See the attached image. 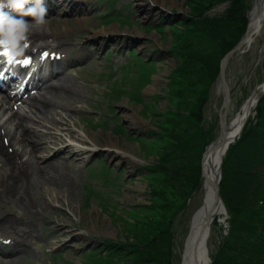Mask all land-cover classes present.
Wrapping results in <instances>:
<instances>
[{
  "label": "rangeland",
  "instance_id": "1",
  "mask_svg": "<svg viewBox=\"0 0 264 264\" xmlns=\"http://www.w3.org/2000/svg\"><path fill=\"white\" fill-rule=\"evenodd\" d=\"M165 3L171 4V2L169 1ZM183 4L180 0H177L176 3L171 4L174 5L171 7L185 10L183 8L185 5L183 6ZM186 6L190 5L187 3ZM144 20H146L145 17ZM152 23L153 22L150 20L149 23L146 24ZM155 23H157V21ZM63 24H67L70 27H74L76 25V20L71 19L68 21H61L60 25L62 26ZM146 24H141V26H145ZM111 25H113L117 32L120 30L126 31V26L122 27L120 25ZM108 28L111 29L110 25L108 26ZM142 29L138 28L137 25L134 24L130 30L134 32V34L139 35L141 37L140 41L136 44L137 49H140L141 45L144 46V44H146L147 47L143 49L142 54L144 55V57L152 56V58L155 59L158 57V54L156 50H152L154 48V46L151 45L153 39H158V43L162 49H166L167 44L163 40H160V38L157 37L155 32L149 35L150 32L144 33L145 30L143 29L144 31H142ZM73 30L74 29H72V31H70L69 33L72 34ZM79 30L81 32L86 31L83 30L81 27H79ZM139 31L141 33H139ZM147 34L149 35V38L147 37ZM256 39L257 40H255L254 44L250 48H248V52L246 51V53L242 54L241 59L234 66L235 71L233 72V75H230L232 74L231 67L228 66V79L233 92L231 100L232 108L230 113L228 114L229 117L235 114V112L239 109L241 103L243 104L244 99L247 97V95L249 96L251 94L255 83H264V34L260 35ZM109 50L110 53L114 55V57L112 55L110 60L108 56L105 58L106 61L113 63L110 67H106V65H110V63L108 64L104 61L103 57L105 55H102V52L100 51L97 54L98 59L96 63H93L92 66H89L87 64L84 68H80L79 72L70 75L73 77L70 79L69 82L70 89L67 91H61L57 95V107L55 109H52L53 114H49L47 120L44 121L43 124L47 127L42 128L46 131H49V127L51 128L58 124L56 121L58 119L57 115L59 112V116L65 115L70 117L71 115H75V110H73V108H76L77 106H85L88 103L89 104L86 107H90L92 105L91 102H93V99L96 98V94L99 92L100 94H97V100L100 103L101 113L107 115L106 123L104 122V124H108V127H105L106 125H104L102 121H96L97 124L94 125V123H92L89 118H85L84 120L82 118L83 115H79L78 124L81 126L80 128L86 129L92 126V130H96V136L103 138L112 137L116 141L120 142V145L122 147L128 148L132 153L141 155V151L138 145L136 144V141L129 139L128 137H124V134L123 136L117 134L115 132L114 126L116 123L121 122L126 117H128L129 114H131V110L135 113H142L144 110L143 104L138 103L135 100H131L128 95H122L123 97H121V99L118 101L114 102L112 100L108 102V92L111 90V87L114 85V83L116 82L115 84H118L116 86H119L121 89L124 88L123 90H130L131 88H133V83L135 81L132 79V77L136 75L137 72L130 70L125 72L127 69L133 68V64L127 65L128 55L126 52H124V54H121L120 52H122L123 50H117L116 48H110ZM106 51H108V48L106 49ZM165 57L166 55L164 54L162 59H165ZM100 58L102 61L101 63H98V60ZM258 60L259 64H257ZM173 65L174 62L171 59L165 62V64L161 68L160 73L156 74L157 76L154 78L153 83L149 85L148 93L161 95L162 88L164 89V91L167 92V90L165 89L167 75L169 74ZM122 66H125L124 69L121 68ZM101 68H104L105 70L103 71V73H108L112 71L111 75H105L104 77L98 75V73H100ZM125 74H128V78L126 80L124 79ZM217 89L218 85H214L212 89V97L209 99L210 101H208L205 107L206 111L203 107L200 108V115L204 116L205 121L201 120V118L199 120L197 119L193 127L189 129L188 133L185 134L183 137H180L176 141L179 142L178 145L175 147L176 150H184L190 155H200L202 153V148H198V150L195 151L196 131H198V126L205 128V124L209 121V118L211 116H215L217 112L219 116L223 102V94L222 91L220 92ZM254 92L252 96L254 95ZM126 101L128 102L126 103ZM110 102L113 103L114 107L116 108V111L112 113V115H110L107 111V107L109 106ZM175 102L177 105L180 104L178 98H175ZM167 105V101L164 98H159L156 103V107L160 112L164 111ZM123 107H125L124 112L126 111L128 113L126 117H124V113L118 112L121 111ZM126 109H129L130 111H127ZM117 115H120V120L117 118ZM147 119L148 117L146 116V119L144 120L146 121ZM126 121L130 132H133V130L135 129L131 130V127L135 128V123L129 117L126 118ZM141 131L145 133L144 128H142ZM259 131H264V126L260 128ZM209 133L210 129L204 132L203 135L207 137ZM40 138L42 142H49V139L51 141L55 139L54 137L48 136L47 132H41ZM261 139H264V136H262ZM164 145L165 144L161 142L159 146H157L156 151L149 150L148 154L150 156L164 155ZM250 145L251 143L244 144L241 149H238L234 153L233 161L231 159L232 166L234 165V168H237V173L232 171L230 173V178L232 177V179L236 180L237 186L239 188V184L241 182L243 185L252 183L257 188L264 185V162L260 163V159L258 158L263 147L262 145ZM26 151H28V149L24 150V152ZM47 153L48 151L37 152V154L40 156H44ZM120 154L121 155L118 156L122 157L123 152L121 151ZM28 157V154H26L25 159ZM116 157L117 155L113 153L108 159L105 160L108 163L115 164L117 165V167L120 168L121 166L119 165V161H117L118 159ZM145 158L146 157H143V159ZM165 160L172 163L174 162L173 156L171 155L166 157ZM125 166L126 171L122 176L126 178V180H129L134 178V172H137V169L141 167V164L134 165L132 163H125ZM96 168H99V165L96 166ZM258 169H260L262 173L259 172ZM3 173L4 170L0 169V203H3L4 205L3 210L5 219V226L2 229H11L16 233V235L19 237V246L23 247V251L15 259H11V257L3 258V260H0V264H69L66 261L67 258L80 260L81 255L74 256V253L70 252L69 249L65 250V253H63V257H57V261H53L51 258L49 252L51 248L59 246L60 242L68 244L67 242L62 240V236L57 237V234L54 232L52 227V224L55 222V220L63 222L67 218L66 214L68 213L64 210H61L62 206L58 204L63 205L64 207L62 208L68 209L73 214V216L85 215L84 224L86 226L91 227L90 221L93 220L92 224L98 225L97 229L101 230L103 228V225L109 228L106 223L108 221L105 215L106 210L102 205L99 204L100 199L98 198L95 199L94 197H92V205L87 204L88 195L87 190L85 188V184H91L96 191L100 192V194L103 196L102 198L107 197L110 192H113L116 195V198H124L125 195V192H123V194H121V191L119 193L117 192L116 189L118 188V184H114L113 181L110 180L106 185L103 181V176L92 177L85 172L73 174L71 171L68 170V165L66 161H62L61 166L59 168L54 167L51 169L50 173L56 175L55 179L49 176L50 179H53L52 181L47 182V179H44L46 180L45 182L42 179L36 178L37 180L28 184L26 187L19 184L13 189L12 183L3 177ZM194 173V169L182 168L180 170L179 174L182 178H184V182H186L185 191L189 188L190 184L192 183ZM166 174L170 175L171 173ZM111 176L113 177V180L114 177H116L114 173H112ZM142 180L144 181L145 179ZM102 183L105 185V187ZM156 183H159L158 192H152L151 197H148L146 191L147 185L142 182L144 186L139 189V192L144 196H141L142 198H138L135 197V194H132L130 198L128 197V201L132 203L143 204V206L137 208V211L132 220L124 222L132 224L122 226L121 224H119V222H116L112 227L114 232L113 230L112 232L109 230L111 233H106L105 231L107 235L116 233L114 235L116 236L118 233V236H121L122 238L127 239L129 241H146L148 233L155 232L157 230V226L154 222H160V220L163 219L168 224H171L173 222V228L176 227L178 224L181 226V233L179 235L181 242L184 240V237H187L190 226L189 229L183 233L184 221L187 218V214H190V222H192L193 214L195 213L196 209L199 206L198 204L200 203V196L197 195L195 199H192L193 203L190 204L188 212L185 209L181 212H177L175 216L172 215L173 213H171V211L166 214V211L165 209H163L162 205L168 203L169 198L164 195H170L175 197L178 195V190L177 187H175V184L167 185L158 181ZM136 192L137 191L135 190L134 193ZM158 194L159 197L157 196ZM195 195L196 194H194L193 196ZM202 199L203 196L201 198V203ZM153 210H156L157 212L155 213L153 212ZM123 227H127L132 232L130 234L128 232V235L131 236V238L125 235L126 232H122ZM62 229V227H58L57 231L60 230L59 232H61ZM220 230L221 229L219 228L214 229V227L212 226L211 234L208 239V247L210 254H214L216 248L219 247L218 245L220 242V235L222 234ZM57 240H59L60 242H56ZM181 245L182 243L180 244V246ZM179 249L180 247H176V258H178ZM258 254L261 256L260 250L256 252V255ZM85 258L86 257H83L84 262L88 263L90 258L87 257L86 260ZM161 259L163 260L162 255ZM121 260L123 259H115L113 260V262H115L114 264H147L145 262H137L134 259L123 260V262H120ZM224 261L226 264H235V262L230 260V258L225 259ZM156 263L159 264L158 262ZM175 264H178L177 260L175 261Z\"/></svg>",
  "mask_w": 264,
  "mask_h": 264
},
{
  "label": "trees",
  "instance_id": "2",
  "mask_svg": "<svg viewBox=\"0 0 264 264\" xmlns=\"http://www.w3.org/2000/svg\"><path fill=\"white\" fill-rule=\"evenodd\" d=\"M221 1L225 0H186L190 5L192 17L186 31L176 34L174 40V52L181 58L182 63L172 74L169 87L172 99L178 98L180 104H176L177 110L167 112L163 121H158L164 139L172 142L173 159L176 163L180 162L186 154L184 150L175 149L179 143L176 141L187 134L196 120L201 118L200 108H204L209 99V89L219 73V60L224 52L238 42L246 27L248 4L245 0H231L230 8L220 17L206 15L214 4ZM187 36L192 37L188 44L185 42ZM260 104L258 129L264 125V98ZM260 137L258 130L250 141V146H259ZM262 157H264V149L258 158ZM228 163L230 166L227 169L226 178L229 179L224 181L223 194L233 215L232 227L224 245L215 257L214 264H226L224 260L229 258L235 264H263L264 256L256 255V252L261 251L264 244V233L259 232L260 227L264 230V185L257 188L252 183L243 185L241 182L238 183L239 188L236 180L230 178V173L232 171L237 173V168H234L231 162ZM180 165L185 166V169L190 168L187 164ZM191 168L197 171L196 163ZM180 170L181 168L174 171L172 175L160 179L161 183L175 184L178 190V195L175 197L164 195L169 198V202L164 206L166 214L169 211L176 213L185 207L186 182L180 176ZM198 177L196 176L197 179ZM158 187L159 183L154 184L156 191ZM157 196L159 197V194ZM153 212L157 211L153 210ZM154 223L157 230L148 233L146 241H140L146 247L135 246V249L150 257L147 264L156 262L171 264L168 261V258L172 256L171 247H169L170 238H172L170 224L163 219ZM166 247L169 248L166 249Z\"/></svg>",
  "mask_w": 264,
  "mask_h": 264
},
{
  "label": "bare ground",
  "instance_id": "3",
  "mask_svg": "<svg viewBox=\"0 0 264 264\" xmlns=\"http://www.w3.org/2000/svg\"><path fill=\"white\" fill-rule=\"evenodd\" d=\"M143 1L144 2L142 4H147V2H145V0H143ZM152 1L156 2L158 4H161L162 1H164V2L169 1V2H171V4H174V3H176L177 0H152ZM260 7H261V16H262L261 19L255 15V9L251 12L250 17H251L252 21H251L250 29L252 30V35L248 38V40H247L248 43L253 44L255 42L256 37L259 35V33L262 32V29L264 27V0H260ZM140 13H141V11H140ZM155 15L156 14H154V12L153 13L151 12L150 14L142 13V16L145 17L146 20L150 16L155 17ZM116 33H117V31L114 27L108 31L105 30L106 37L113 36ZM62 79L65 80L64 77H62ZM57 86H58V84H53L52 89H54ZM220 89H221V87L219 85L218 90L220 91ZM68 90H69V88H68ZM52 91L53 90H50V92H52ZM262 92H264V86H263V88L260 87V88L255 90L254 95L251 97V99H249L248 101L245 102L244 105H242L240 112L232 119V121L230 123H228L226 125L225 131H224V136L219 140V142H220L219 147L215 150L216 158L213 159L212 157H210L208 155L205 156L204 170H205V173L207 174V177H208V185H209V177H211V178L216 177V170H217L216 166L219 163L221 157L224 155V153H220L219 155H217L218 150L221 149L233 137H235V140L238 138V136H236V135L241 130L242 125L246 119V115H248V113H250V111L256 105V101ZM48 106H49V103L45 100L38 106V110L42 111L44 108V111H45L48 108ZM130 113L131 114H129L128 117L130 119H132L133 121L136 120L135 113L132 111H130ZM18 124H19L18 126L22 130H26V127L24 126L22 121H19ZM89 137L91 140H93L96 143V139H94L92 135H90ZM11 140H14V138H11ZM3 145L5 146V144H3V142L0 140V153H2V154L5 153V149H4ZM104 145H105V147L108 148L109 152H117L114 149H117L119 147L118 143L113 139L105 140ZM70 147H71V144H66L60 150V152L63 153L66 150H68ZM212 147H210L209 149L211 150ZM121 149L123 151L127 150V148H124V147ZM91 150L92 149L90 148L88 151H91ZM30 153H31V156H33V153L31 150H30ZM84 153H86V151H84L82 149H78V150H75L73 152V155L80 157ZM44 169L45 168L42 165H40L39 163H37L36 165H32L30 168V176L32 178L37 177V179H39V178L45 176ZM50 177L54 178L53 175H51ZM204 192H205V187H204L203 199H202L203 204H204V208L199 210L197 213L193 214L194 216L192 219V228H191V231L187 237L185 247L181 250V254L183 256V264H210L211 259H210L209 254H208V249L206 246V239L204 240V238H205V232H204L205 225H204V223L212 217L213 213L217 209H218L217 212L215 213V215L212 218V223H214L215 221L224 222V220H225L226 211L223 207L224 203H223L221 196L217 197L216 195H214L210 192H209V196H208L207 193L204 195ZM57 229H58V227H57ZM109 230L112 232L113 229L112 228H110V229L106 228V230H105L106 233H111ZM58 231H60V230H58ZM113 232H114V230H113ZM208 233H209V231H208ZM207 236H208V234H207ZM207 236H206V238H207Z\"/></svg>",
  "mask_w": 264,
  "mask_h": 264
},
{
  "label": "clouds",
  "instance_id": "4",
  "mask_svg": "<svg viewBox=\"0 0 264 264\" xmlns=\"http://www.w3.org/2000/svg\"><path fill=\"white\" fill-rule=\"evenodd\" d=\"M46 16L45 0H0V49L23 56L33 30L47 25Z\"/></svg>",
  "mask_w": 264,
  "mask_h": 264
},
{
  "label": "water",
  "instance_id": "5",
  "mask_svg": "<svg viewBox=\"0 0 264 264\" xmlns=\"http://www.w3.org/2000/svg\"><path fill=\"white\" fill-rule=\"evenodd\" d=\"M221 79H222V82H223L225 89H226V97L228 98L229 97L228 85H227V82H226L224 75L221 76ZM221 137H223V135H221L219 138H221ZM219 144H220V142L217 140L214 149H217L219 147ZM209 183H210V186L212 188L214 195H216L217 197H220L219 191H218V182L215 180L209 179Z\"/></svg>",
  "mask_w": 264,
  "mask_h": 264
},
{
  "label": "snow or ice",
  "instance_id": "6",
  "mask_svg": "<svg viewBox=\"0 0 264 264\" xmlns=\"http://www.w3.org/2000/svg\"><path fill=\"white\" fill-rule=\"evenodd\" d=\"M3 55H4V56H7V55H8V53H7V52H5V53H3ZM44 55H45V56H47L48 54H47V53H45ZM24 63H25V64H27V63H28V61H24Z\"/></svg>",
  "mask_w": 264,
  "mask_h": 264
}]
</instances>
